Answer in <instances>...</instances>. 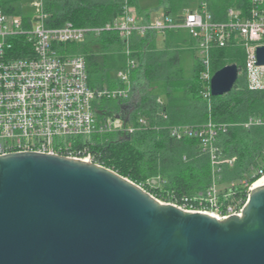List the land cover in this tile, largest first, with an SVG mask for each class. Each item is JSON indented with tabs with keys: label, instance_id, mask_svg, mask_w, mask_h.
Returning a JSON list of instances; mask_svg holds the SVG:
<instances>
[{
	"label": "trees",
	"instance_id": "16d2710c",
	"mask_svg": "<svg viewBox=\"0 0 264 264\" xmlns=\"http://www.w3.org/2000/svg\"><path fill=\"white\" fill-rule=\"evenodd\" d=\"M23 0H0V10L18 17L29 27L32 17L23 14ZM121 0H42L48 28H61L66 23L76 28H100L120 14ZM167 15L184 10H197L202 5L215 22H223L229 9L247 14L250 0H159ZM180 31L166 33V48L157 51L150 39L153 34L130 40L131 58L137 67L130 72V96L127 100L102 99L95 105L98 119L120 117L133 131L95 135L89 140V150L96 162L134 184L159 177L165 182L157 189L145 188L159 200L167 194L192 196L211 184L209 157L200 153L196 138L176 140L169 130L177 126L198 127L208 121L227 125L220 133L218 145L232 166H223L222 182L246 180L254 183L259 176L251 169H264V126L245 129L241 124L249 119L264 118V90L247 88L244 75L245 55L240 47L213 49L212 73L228 65L238 67V78L232 90L221 97L204 98L198 80L200 65L196 62L192 75L184 77L181 66L183 49L195 55L194 40L182 37ZM124 44L115 32L88 34L78 44L60 47V51L81 55L85 60L88 86L91 89H122L123 84L112 79L114 70L126 64ZM15 57L32 55L31 46L23 37L11 40ZM135 96V102L130 103ZM147 125H138V119ZM185 159V160H184ZM245 188L238 187L237 196L245 198Z\"/></svg>",
	"mask_w": 264,
	"mask_h": 264
},
{
	"label": "built area",
	"instance_id": "2783aa9c",
	"mask_svg": "<svg viewBox=\"0 0 264 264\" xmlns=\"http://www.w3.org/2000/svg\"><path fill=\"white\" fill-rule=\"evenodd\" d=\"M120 4L119 16L100 28H76L70 23L61 28H48L42 0H34L29 27L20 18L7 16L0 10V157L34 152L99 165L89 150V140L95 135H125L133 131L120 117L98 119L95 105L102 99L129 98V75L137 67L130 49V40L135 36L186 31L195 42L201 63L199 82L205 99L210 96L213 49L242 48L247 88L264 90V66L256 65V49L264 46V0H250L249 10L244 15L239 10L229 9L223 22H215L203 5L176 16L164 14L143 20L130 0H121ZM104 31L117 33L124 44L125 67L111 74L113 80L123 84L122 89H91L84 58L60 51L64 45L83 42L88 34L99 35ZM18 37H23L31 46V56L12 54L11 40ZM138 125L144 127L147 123L139 118ZM241 126L245 129L264 126V118L249 119ZM226 128L227 125L211 121L198 127L170 128L169 136L176 140L198 139L200 153L209 157L211 184L192 196L168 193L166 201L152 196L162 204L205 214L218 221L240 217L254 184L264 179V169H251L253 176H259L254 183L242 180L218 188L222 183L223 166L231 167L233 163L225 158L218 145L219 134ZM164 184L159 177H153L136 185L143 190H153ZM238 187L245 188V198L237 196Z\"/></svg>",
	"mask_w": 264,
	"mask_h": 264
},
{
	"label": "water",
	"instance_id": "95a60500",
	"mask_svg": "<svg viewBox=\"0 0 264 264\" xmlns=\"http://www.w3.org/2000/svg\"><path fill=\"white\" fill-rule=\"evenodd\" d=\"M264 66V46L256 49ZM234 64L213 73L228 94ZM0 264H264V186L218 221L162 204L102 166L34 152L0 157Z\"/></svg>",
	"mask_w": 264,
	"mask_h": 264
},
{
	"label": "crops",
	"instance_id": "0c3cea01",
	"mask_svg": "<svg viewBox=\"0 0 264 264\" xmlns=\"http://www.w3.org/2000/svg\"><path fill=\"white\" fill-rule=\"evenodd\" d=\"M27 5L21 4L22 12L25 15H28L30 17H33L34 14V0H28ZM132 7L134 8V11L137 13V15L143 19V20H150L154 19L160 16H163L165 13L163 12L162 8L160 7L159 0H157L156 6H151L146 4V0H130ZM29 8L31 12L25 11L24 8ZM184 38H189V35L186 31L180 30L179 33ZM166 34H158L153 35L150 39L153 47L157 51H163L166 48ZM193 50L195 49V45L192 47ZM184 51H187L186 49H183Z\"/></svg>",
	"mask_w": 264,
	"mask_h": 264
},
{
	"label": "rangeland",
	"instance_id": "374dc122",
	"mask_svg": "<svg viewBox=\"0 0 264 264\" xmlns=\"http://www.w3.org/2000/svg\"><path fill=\"white\" fill-rule=\"evenodd\" d=\"M28 2H29L28 0H23L21 4L27 5ZM156 3H157V0H146V4L147 5L156 6ZM24 9H25V11H28L29 13L31 12V10L28 7L27 8H24ZM194 54L195 55H193L189 50L183 51L182 59H181V66H182L183 71H184V77H186V78H188V77H190L192 75V71H193V69L195 67L196 62L199 65L201 64L200 63V60L197 57L196 50H195V53ZM200 68H201V65H200ZM200 71H201V69H200ZM211 72H212V69H211ZM199 74H200V72H199ZM199 74H198V80H199ZM130 101H131L130 103H134L135 102V96L134 95L131 97V100ZM228 184H229V182H222L218 186V188L219 189H222L225 186H227Z\"/></svg>",
	"mask_w": 264,
	"mask_h": 264
},
{
	"label": "bare ground",
	"instance_id": "6f19581e",
	"mask_svg": "<svg viewBox=\"0 0 264 264\" xmlns=\"http://www.w3.org/2000/svg\"><path fill=\"white\" fill-rule=\"evenodd\" d=\"M261 186H264V179H262V180L256 182V183L254 184V186H253V189L258 188V187H261Z\"/></svg>",
	"mask_w": 264,
	"mask_h": 264
}]
</instances>
